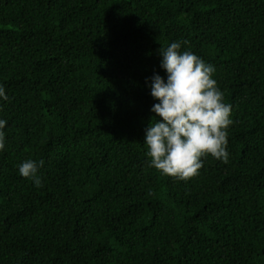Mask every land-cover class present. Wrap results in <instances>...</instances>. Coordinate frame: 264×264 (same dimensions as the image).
Listing matches in <instances>:
<instances>
[{
  "label": "trees",
  "instance_id": "16d2710c",
  "mask_svg": "<svg viewBox=\"0 0 264 264\" xmlns=\"http://www.w3.org/2000/svg\"><path fill=\"white\" fill-rule=\"evenodd\" d=\"M177 40L232 105L187 180L143 143ZM0 83V264H264V0H0Z\"/></svg>",
  "mask_w": 264,
  "mask_h": 264
},
{
  "label": "clouds",
  "instance_id": "9594fccd",
  "mask_svg": "<svg viewBox=\"0 0 264 264\" xmlns=\"http://www.w3.org/2000/svg\"><path fill=\"white\" fill-rule=\"evenodd\" d=\"M188 41H172L160 46V67L165 76L154 73L146 78L154 103L155 115L144 129L147 163L161 174L187 180L198 174L206 154L222 163L229 160L228 129L233 124L232 105L213 77L215 67L193 51L183 48ZM4 84L0 83V100H7ZM0 118V151L5 150V127ZM42 159H24L18 173L41 186L39 169Z\"/></svg>",
  "mask_w": 264,
  "mask_h": 264
}]
</instances>
